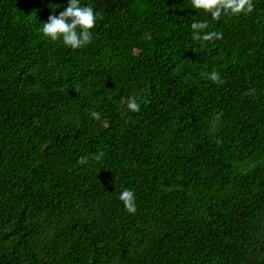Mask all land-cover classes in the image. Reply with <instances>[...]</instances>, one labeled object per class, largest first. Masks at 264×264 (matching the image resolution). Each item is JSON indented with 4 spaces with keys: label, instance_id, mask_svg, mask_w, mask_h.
<instances>
[{
    "label": "trees",
    "instance_id": "1",
    "mask_svg": "<svg viewBox=\"0 0 264 264\" xmlns=\"http://www.w3.org/2000/svg\"><path fill=\"white\" fill-rule=\"evenodd\" d=\"M252 3L217 21L191 0H81L97 20L74 50L40 31L68 0H0V264H264ZM202 21L223 39L194 40Z\"/></svg>",
    "mask_w": 264,
    "mask_h": 264
},
{
    "label": "clouds",
    "instance_id": "2",
    "mask_svg": "<svg viewBox=\"0 0 264 264\" xmlns=\"http://www.w3.org/2000/svg\"><path fill=\"white\" fill-rule=\"evenodd\" d=\"M191 6L197 10H203L210 13L213 20H220L224 15H239L241 13L247 15L254 11L255 5L252 0H191ZM97 13L93 4L83 6L81 0H68V5L59 15H50L47 22L42 23L40 31L42 34L50 38L52 41L61 40L65 46L72 49H80L92 42L91 29L95 27ZM208 28L207 21L193 22L191 24L192 38L196 41H213L223 39V33L217 31L206 32ZM207 79L213 83L223 84L225 81L221 79L219 72L212 71L210 73H202ZM251 91H255L254 89ZM247 95V93H246ZM127 108L131 112L140 111V105L136 97H130L127 100ZM90 116L100 119V113L96 111L90 112ZM222 113L215 116V120L219 123ZM215 127V125H214ZM103 156V152L95 155V159L99 160ZM81 163H86L87 158L81 157ZM124 204L126 211L135 214L137 211L136 197L132 190L124 189L119 197Z\"/></svg>",
    "mask_w": 264,
    "mask_h": 264
}]
</instances>
